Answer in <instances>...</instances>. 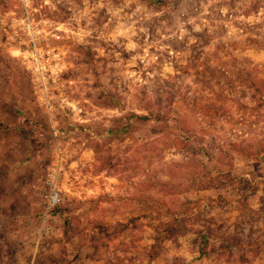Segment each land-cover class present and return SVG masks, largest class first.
Instances as JSON below:
<instances>
[{
  "label": "rangeland",
  "instance_id": "obj_1",
  "mask_svg": "<svg viewBox=\"0 0 264 264\" xmlns=\"http://www.w3.org/2000/svg\"><path fill=\"white\" fill-rule=\"evenodd\" d=\"M0 264H264V0H0Z\"/></svg>",
  "mask_w": 264,
  "mask_h": 264
},
{
  "label": "built area",
  "instance_id": "obj_2",
  "mask_svg": "<svg viewBox=\"0 0 264 264\" xmlns=\"http://www.w3.org/2000/svg\"><path fill=\"white\" fill-rule=\"evenodd\" d=\"M49 206H55L59 203V196L57 192H52L49 197H48V202Z\"/></svg>",
  "mask_w": 264,
  "mask_h": 264
},
{
  "label": "trees",
  "instance_id": "obj_3",
  "mask_svg": "<svg viewBox=\"0 0 264 264\" xmlns=\"http://www.w3.org/2000/svg\"><path fill=\"white\" fill-rule=\"evenodd\" d=\"M208 244L209 240L207 238H204V245L200 248V254L202 256H205L208 253Z\"/></svg>",
  "mask_w": 264,
  "mask_h": 264
}]
</instances>
